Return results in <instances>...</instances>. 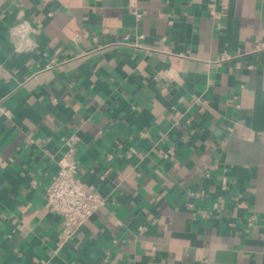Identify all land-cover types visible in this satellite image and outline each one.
Listing matches in <instances>:
<instances>
[{
    "label": "crops",
    "instance_id": "obj_1",
    "mask_svg": "<svg viewBox=\"0 0 264 264\" xmlns=\"http://www.w3.org/2000/svg\"><path fill=\"white\" fill-rule=\"evenodd\" d=\"M138 3L0 0V264H264V53L215 62L264 38V0ZM140 35L156 50L118 44ZM72 133L108 201L57 249Z\"/></svg>",
    "mask_w": 264,
    "mask_h": 264
},
{
    "label": "built area",
    "instance_id": "obj_2",
    "mask_svg": "<svg viewBox=\"0 0 264 264\" xmlns=\"http://www.w3.org/2000/svg\"><path fill=\"white\" fill-rule=\"evenodd\" d=\"M128 6L136 15L137 19H140L142 13L140 12L138 0H129ZM33 31L34 28L31 22L21 20L11 27V36L19 43V47H22V44L31 41ZM142 37L143 35H140L139 39L135 41H131L127 37L119 41L118 44L155 51V47L142 42ZM29 49H31V47L26 50ZM260 53H264V38H257L251 50L241 51L235 54L225 52L215 62L221 64L226 61L239 59L237 66L242 67L243 57ZM249 66L252 67V64ZM141 134L144 136L146 132L143 131ZM79 139L80 137L77 133H72L66 137V149L60 153L57 168L52 174L51 181L45 191L47 208L52 212L58 213L62 217L63 228L57 241V249L77 239L78 232L84 227L87 220L101 207L106 205L108 201L106 195L102 194L97 189L88 188L81 180V167L76 154ZM174 155V147L168 148L164 153V156L170 159L174 158ZM216 166L217 165H214V167ZM226 180L227 179L224 178V184ZM191 195L202 199L207 195V192L205 189H199L192 192ZM188 206L194 207V203L189 201ZM202 217L208 219L209 213L206 211L202 212ZM145 228V225L139 226L140 231H143ZM114 241H117V239L114 238Z\"/></svg>",
    "mask_w": 264,
    "mask_h": 264
}]
</instances>
